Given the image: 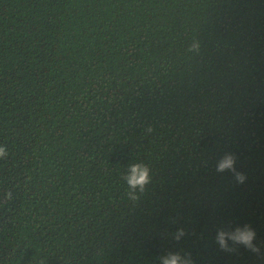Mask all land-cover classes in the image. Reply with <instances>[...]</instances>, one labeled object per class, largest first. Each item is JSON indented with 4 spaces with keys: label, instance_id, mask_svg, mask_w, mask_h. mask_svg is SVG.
I'll use <instances>...</instances> for the list:
<instances>
[{
    "label": "trees",
    "instance_id": "obj_1",
    "mask_svg": "<svg viewBox=\"0 0 264 264\" xmlns=\"http://www.w3.org/2000/svg\"><path fill=\"white\" fill-rule=\"evenodd\" d=\"M0 145V264H264V0H0Z\"/></svg>",
    "mask_w": 264,
    "mask_h": 264
},
{
    "label": "clouds",
    "instance_id": "obj_2",
    "mask_svg": "<svg viewBox=\"0 0 264 264\" xmlns=\"http://www.w3.org/2000/svg\"><path fill=\"white\" fill-rule=\"evenodd\" d=\"M188 51L196 53L199 51V42L193 41L188 46ZM152 132L151 127L146 130V134ZM8 150L5 145H0V159H4L8 156ZM236 157L232 153H225L216 164V171L219 173L231 172L237 183H243L246 179L244 173L237 171ZM124 181L127 184V197L130 201L135 203L140 199V195L144 193L147 185L151 181V169L143 162L129 163L126 173L123 176ZM5 200L13 198L11 191L4 194ZM185 230L181 227L173 233V239L179 241L184 235ZM256 233L249 225L236 226L232 228L223 227L218 228L215 236V241L219 245L220 249L225 252L235 251L236 245H242L250 252L264 257L260 246L255 241ZM161 264H192L190 254L181 253L178 251H168L166 254L160 257Z\"/></svg>",
    "mask_w": 264,
    "mask_h": 264
}]
</instances>
